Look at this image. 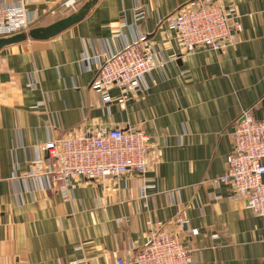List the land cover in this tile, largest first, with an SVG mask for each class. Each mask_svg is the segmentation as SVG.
I'll return each instance as SVG.
<instances>
[{"label":"crops","instance_id":"0c3cea01","mask_svg":"<svg viewBox=\"0 0 264 264\" xmlns=\"http://www.w3.org/2000/svg\"><path fill=\"white\" fill-rule=\"evenodd\" d=\"M62 1L27 5L39 19L33 28L89 0L51 16ZM194 1L99 0L59 36L0 51V264H117L156 230H177V212L199 230L185 241L195 264H264V217L230 185L214 184L226 172L237 120L248 110L264 120V0H213L240 18L241 42L186 53L170 17ZM144 38L159 62L147 90L112 88L104 108L91 88L101 61ZM123 127H140L160 150L149 174L72 177L57 188L37 166L50 141Z\"/></svg>","mask_w":264,"mask_h":264},{"label":"built area","instance_id":"2783aa9c","mask_svg":"<svg viewBox=\"0 0 264 264\" xmlns=\"http://www.w3.org/2000/svg\"><path fill=\"white\" fill-rule=\"evenodd\" d=\"M39 1L0 0V39L28 33L39 19L26 6ZM79 1L63 0L49 14L56 16L59 8L75 11ZM135 13L138 20L147 15L144 8H137ZM170 21L186 53L197 49L222 53L241 42L240 18L213 0H195L173 14ZM144 42L145 38L138 40L101 61L91 88L102 96L104 108H110L112 88L129 94L147 90L145 79L159 62L153 49L144 48ZM39 152L37 166L47 167L50 185L57 188L64 187L72 177L100 183L130 173L147 175L161 157L151 136L140 127L107 128L92 135L70 134L48 142ZM214 184L230 185L236 198L264 217V120L256 119L253 110L244 112L235 123L226 172ZM174 224L177 230H156L146 245L119 258L117 264H195L193 251L185 241L186 237L198 236L199 230L190 228L181 212H177Z\"/></svg>","mask_w":264,"mask_h":264},{"label":"water","instance_id":"95a60500","mask_svg":"<svg viewBox=\"0 0 264 264\" xmlns=\"http://www.w3.org/2000/svg\"><path fill=\"white\" fill-rule=\"evenodd\" d=\"M99 0H89L80 10L70 16L60 19L46 27L32 28L28 33H21L9 38L0 39V51L13 44H21L28 40L31 41H48L65 32L71 27L79 24L85 19L90 10L96 6Z\"/></svg>","mask_w":264,"mask_h":264}]
</instances>
